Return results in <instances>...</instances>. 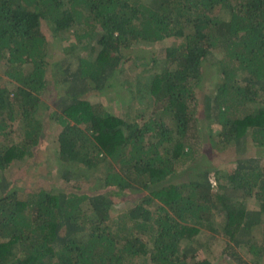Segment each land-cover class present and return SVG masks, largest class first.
<instances>
[{"label":"trees","instance_id":"trees-1","mask_svg":"<svg viewBox=\"0 0 264 264\" xmlns=\"http://www.w3.org/2000/svg\"><path fill=\"white\" fill-rule=\"evenodd\" d=\"M43 22L72 33L71 61L50 59ZM165 41L131 116L92 99L137 44ZM208 60L218 81L201 93ZM0 66V264H212L210 235L264 264V166L244 155L264 152V0H0ZM203 123L212 147L236 148L233 168L198 158ZM49 124L60 179L87 189L9 178ZM115 193L133 201L111 215Z\"/></svg>","mask_w":264,"mask_h":264},{"label":"rangeland","instance_id":"rangeland-1","mask_svg":"<svg viewBox=\"0 0 264 264\" xmlns=\"http://www.w3.org/2000/svg\"><path fill=\"white\" fill-rule=\"evenodd\" d=\"M42 29L47 35L48 44H49V56L51 60H61L66 59L71 61L70 54L66 50L62 49L65 46H69L71 39L73 40L72 33L70 32H60L52 33L50 25L43 22ZM170 43L165 41L157 44H137L130 52L129 55L131 58L125 60L122 65L121 72L118 74L116 87L108 90L105 94H99L92 97V99L105 104V107L109 111L124 115L128 112V116H131L134 110L139 106V103L134 99L132 92H134L135 84L137 81H144L143 73H146L147 66L142 63H152L153 69L159 71L161 64L163 63L165 57L163 54L164 47ZM216 57L221 55L214 54ZM153 60V61H151ZM2 67L0 66V74ZM3 76V75H2ZM5 81L6 78L4 77ZM52 81V80H51ZM218 81V74L215 73V69L211 64V60H208L204 63V80L202 85L204 87L201 90V93L208 92V89H213L215 82ZM8 83V82H7ZM47 92L50 91L47 98H43L44 101L49 104L50 99L53 97L55 91H53L52 86H48ZM142 106V104H141ZM128 118L127 116H125ZM130 119V117H129ZM208 124V123H207ZM202 124H200L201 126ZM55 126L46 125V130L43 132L42 143L39 146V151L36 152L34 158L26 162H15L10 166L8 171V176L10 179H13V183L21 181L23 189H28L30 187H35L39 182L50 183L57 185L56 188L77 190L81 186L82 189H87L90 182L87 181H75L71 180L69 182L63 183L60 179V172H58L57 166V154L53 151L56 148L55 140ZM196 132V131H195ZM200 140L197 139L199 143V149L196 154L198 158H201V153L208 154L207 161L214 170L226 171L230 168H233L237 160V150L234 146H227L226 148H216L212 147L209 142V138L216 139V132L213 131L206 123H203L202 128L200 129ZM209 134V136H207ZM195 134V133H194ZM261 147L253 146L249 148V151L244 153L245 157L255 156L260 164L264 166V152L261 150ZM34 161V163H31ZM192 165V163H189ZM186 164L183 166L185 167ZM180 169V168H179ZM40 171V175L37 176L36 173ZM180 177L175 176L173 180H181L185 177L182 170L176 172ZM183 174V175H182ZM187 174V173H186ZM182 175V176H181ZM210 177L214 179L213 171L210 172ZM174 178V177H173ZM93 182V181H91ZM20 185H17L20 188ZM114 196V192L111 193ZM133 198L128 195H121L115 193V204L114 208L110 212L111 215H115L120 210L131 205ZM208 247L210 248V259L212 264H236L232 257H226V251L223 250L224 240L220 236L210 235L209 236ZM245 257V256H244Z\"/></svg>","mask_w":264,"mask_h":264}]
</instances>
